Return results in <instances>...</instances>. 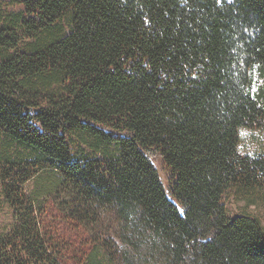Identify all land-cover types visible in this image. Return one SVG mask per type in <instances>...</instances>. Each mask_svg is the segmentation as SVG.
I'll return each instance as SVG.
<instances>
[{
    "label": "trees",
    "instance_id": "1",
    "mask_svg": "<svg viewBox=\"0 0 264 264\" xmlns=\"http://www.w3.org/2000/svg\"><path fill=\"white\" fill-rule=\"evenodd\" d=\"M0 0V264H65L30 180L80 216L113 208L126 247L166 264H264V223L231 213L264 187V0ZM172 176L170 192L152 156ZM141 258V259H140ZM87 264H105L92 251Z\"/></svg>",
    "mask_w": 264,
    "mask_h": 264
},
{
    "label": "rangeland",
    "instance_id": "2",
    "mask_svg": "<svg viewBox=\"0 0 264 264\" xmlns=\"http://www.w3.org/2000/svg\"><path fill=\"white\" fill-rule=\"evenodd\" d=\"M8 10H20L24 4L13 0H4ZM240 150L242 154L264 153V127H245L241 129ZM154 164L164 181L168 192L172 186L170 169L160 154L152 156ZM37 183L30 180L26 185L28 193L39 195L41 222L53 230L56 241L63 247L65 264H87L92 251L99 253L105 264H124V248H131L122 238V223L113 208H105L89 217L80 216L74 210L72 195L64 186H53L46 176ZM253 201L248 202L246 193L232 189L225 196L231 213L248 210L257 215L264 223V187L255 193ZM14 223V210L5 200L0 189V232L8 231ZM141 264H166L160 254H152L143 247ZM139 253V251L137 252Z\"/></svg>",
    "mask_w": 264,
    "mask_h": 264
},
{
    "label": "snow or ice",
    "instance_id": "3",
    "mask_svg": "<svg viewBox=\"0 0 264 264\" xmlns=\"http://www.w3.org/2000/svg\"><path fill=\"white\" fill-rule=\"evenodd\" d=\"M217 2H218V3H222V2H223V0H217Z\"/></svg>",
    "mask_w": 264,
    "mask_h": 264
}]
</instances>
